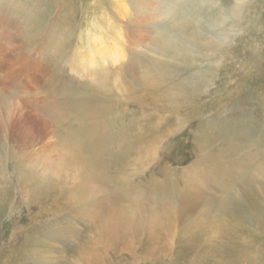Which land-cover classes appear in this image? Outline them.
<instances>
[{
    "label": "rangeland",
    "instance_id": "rangeland-1",
    "mask_svg": "<svg viewBox=\"0 0 264 264\" xmlns=\"http://www.w3.org/2000/svg\"><path fill=\"white\" fill-rule=\"evenodd\" d=\"M59 40L64 45L51 43ZM135 54L155 66L167 61L173 91L162 94L149 64L152 74L120 65ZM101 77L109 107L97 109L108 113L110 134L126 129L129 144L141 133L149 145L139 144L141 186L130 181L127 189H153V204L139 198L131 207L157 209L158 196L168 201L175 190L177 202L192 206L185 219L204 216V234L170 222L179 233L169 251L142 260L122 247L102 251V264H264V0H0V87L21 90L0 94V264H80L78 251L93 237L90 217L73 201H51L48 211L27 206L13 167L39 166L53 155L55 139L67 138L42 105L58 98L46 92L48 81L72 93L81 86L101 93ZM175 89L188 92L186 105ZM6 115L38 135L18 146L4 134ZM221 203L218 216L206 214ZM134 246L143 252L137 240Z\"/></svg>",
    "mask_w": 264,
    "mask_h": 264
},
{
    "label": "bare ground",
    "instance_id": "bare-ground-1",
    "mask_svg": "<svg viewBox=\"0 0 264 264\" xmlns=\"http://www.w3.org/2000/svg\"><path fill=\"white\" fill-rule=\"evenodd\" d=\"M51 43L56 46L64 45L61 40ZM161 43L164 46V42ZM58 51L65 54L64 49ZM161 51L167 55L169 54L166 48H161ZM173 56L175 54L171 53V57ZM132 58L136 62L129 60L120 65L129 66L136 72L148 74L151 73L146 70L147 64H149V69L156 75L158 88L163 90L162 94L166 95L167 92L173 91L169 88L174 86L168 84V75L165 74V69L169 65L167 61H159L155 66L152 61L148 62V59H142L139 54H135ZM140 58L142 60H139ZM137 62L141 63L138 64ZM89 66L91 67V65ZM129 73L128 70L124 72V74ZM103 81L104 78L102 77L96 79V87L100 86L101 93L92 91L88 86H81V90L72 93L70 88L66 86L63 89H58L56 82H46L48 85V91L46 92H56L58 98L50 101L47 97L48 100H45L42 105H47L51 122L63 124V128H67V138L57 137L55 139L57 145L50 149L53 155L42 161L39 166L24 164L25 169L22 168L24 166H12L17 170L16 182L19 184L20 190L23 191L22 202L27 206L32 204L48 211L50 210L48 206L51 201L52 203H57L60 200L68 201L70 204L73 201L74 210L90 217L88 226L93 237L90 236L91 239L86 243L87 245L82 248L83 250L78 251L80 264H95L97 262L102 264L106 259L103 257L102 251L107 252L110 250V252L117 253L118 249L122 247L127 248L132 256L135 255L142 260L157 254L159 248L169 251L170 241L175 234L179 233L178 228H171L170 222L183 224L181 232L190 231L195 234H198V232L204 234V216L198 215L196 219L192 220L190 218L185 219L188 214L192 213V206L177 202L180 195L175 190L172 191L176 194H172L168 201H164L158 196L160 199L157 209L148 208L147 206L137 211L135 206L131 207L139 198H143L144 203L147 205L153 204V199L151 200L150 197L155 195L153 189L147 190L145 194L139 191L133 194L132 191H129L130 189H127V187H131L130 181L138 184V187L141 186L143 175L141 170L144 168V161L143 149L139 147V144L146 151L149 150V145L146 142V136L141 133L138 134V138L131 140L132 142L129 144L125 135L126 129L120 130V136L110 134L108 113L97 109L103 105L109 107L108 98L103 93L108 90V94L110 87L106 83H102ZM144 81L152 82L153 75L145 78ZM126 84V89L132 92L134 83L130 80ZM12 86L9 89L0 87V94L11 93L14 95L21 92V90L16 89L18 84H12ZM175 90L174 92L180 97L179 103L186 105L189 102L188 92ZM135 97L136 99L140 98L139 96ZM30 105L32 104L30 103ZM42 105L34 108L36 114L38 108ZM79 114H81V120L77 117ZM19 117L20 115L17 118ZM159 117L161 116L159 115ZM65 119H68L66 123ZM1 120L5 123L4 134L11 135L18 146L23 145L20 143L26 137L29 139L37 134V131L34 133L32 127L22 130L19 123L14 118L10 119L9 115L1 117ZM135 127V125H132V128ZM35 129L39 130L40 128L36 127ZM19 152L22 153L23 151ZM149 157H151V154H148ZM74 167L76 169H73ZM151 176H149L148 181H153L150 184L154 185L156 177ZM252 176H255V174L253 173ZM4 178H7L6 173ZM222 206L223 203L218 204L206 214L218 216L219 213H222ZM248 209H250V206H248ZM150 217H153L155 221H150ZM236 236L238 237L239 234L236 233ZM134 240L138 242L137 249L143 250L140 254L131 251L136 249ZM235 248L236 250L232 255L238 258L241 247L235 245ZM245 255L244 253L246 258L247 255Z\"/></svg>",
    "mask_w": 264,
    "mask_h": 264
}]
</instances>
